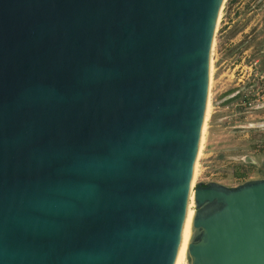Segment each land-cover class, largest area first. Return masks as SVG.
Returning <instances> with one entry per match:
<instances>
[{"label":"water","instance_id":"95a60500","mask_svg":"<svg viewBox=\"0 0 264 264\" xmlns=\"http://www.w3.org/2000/svg\"><path fill=\"white\" fill-rule=\"evenodd\" d=\"M223 3L0 0V264H264V179L191 188Z\"/></svg>","mask_w":264,"mask_h":264},{"label":"rangeland","instance_id":"374dc122","mask_svg":"<svg viewBox=\"0 0 264 264\" xmlns=\"http://www.w3.org/2000/svg\"><path fill=\"white\" fill-rule=\"evenodd\" d=\"M206 109L192 187L264 179V0H224Z\"/></svg>","mask_w":264,"mask_h":264},{"label":"bare ground","instance_id":"6f19581e","mask_svg":"<svg viewBox=\"0 0 264 264\" xmlns=\"http://www.w3.org/2000/svg\"><path fill=\"white\" fill-rule=\"evenodd\" d=\"M207 117H208V111L206 109V111H205V117H204V124L206 123ZM204 124H203V127H202V133H201V139H200V143H199V147H198V153H199L200 145H201L202 138H203ZM198 153H197V156H198ZM196 165H197V161H196L195 166H194V172H193V176H192L191 188H192V183H193V180H194V173H195ZM194 209H195L194 207L188 206L187 211H195ZM184 222H185V219H184ZM183 228H184V223H183V227H182L180 246H179V249H178V252H177V255H176V259H175V263L174 264H186V261H187V257H186L185 253L182 250V234H183Z\"/></svg>","mask_w":264,"mask_h":264},{"label":"crops","instance_id":"0c3cea01","mask_svg":"<svg viewBox=\"0 0 264 264\" xmlns=\"http://www.w3.org/2000/svg\"><path fill=\"white\" fill-rule=\"evenodd\" d=\"M238 180L240 181L239 183H237L236 185H234V187L246 182V180H242L241 178H238Z\"/></svg>","mask_w":264,"mask_h":264}]
</instances>
